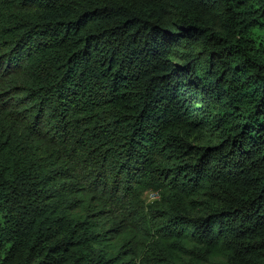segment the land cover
Returning a JSON list of instances; mask_svg holds the SVG:
<instances>
[{"label":"trees","instance_id":"1","mask_svg":"<svg viewBox=\"0 0 264 264\" xmlns=\"http://www.w3.org/2000/svg\"><path fill=\"white\" fill-rule=\"evenodd\" d=\"M0 264H264V0H0Z\"/></svg>","mask_w":264,"mask_h":264},{"label":"rangeland","instance_id":"2","mask_svg":"<svg viewBox=\"0 0 264 264\" xmlns=\"http://www.w3.org/2000/svg\"><path fill=\"white\" fill-rule=\"evenodd\" d=\"M154 196L153 195H150V194H148L147 196H146V198L147 199H151V198H153Z\"/></svg>","mask_w":264,"mask_h":264}]
</instances>
